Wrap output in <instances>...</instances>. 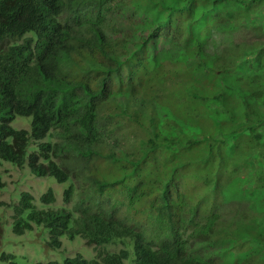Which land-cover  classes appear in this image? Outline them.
<instances>
[{
  "label": "trees",
  "instance_id": "obj_1",
  "mask_svg": "<svg viewBox=\"0 0 264 264\" xmlns=\"http://www.w3.org/2000/svg\"><path fill=\"white\" fill-rule=\"evenodd\" d=\"M6 1L0 0V5ZM72 33L80 37L81 46L95 44L98 38L101 52L117 37L118 43L131 41L133 48L139 45L143 58L129 75L128 86L120 67H110L96 94L89 96L84 119L88 125L95 121L103 125L113 119L109 113L119 105L123 113L130 114L125 127L132 129L128 139L135 143L145 131L141 121L147 114L162 141L157 145L149 137L152 151L158 156L167 151L170 161L162 190L138 206L131 230L110 214L106 226L86 240L89 246L95 245L97 250L100 245L116 243L114 236L131 235L135 237L134 264H264V0H82L74 8L59 0H15L0 11L3 70L23 71L34 52L50 54L58 41L67 47L63 40ZM217 33L229 41L221 42L227 46L220 54L215 48L220 44ZM148 41L151 46L144 55ZM111 51L119 55L115 49ZM131 62L137 63L135 51ZM108 63L116 65L117 61ZM80 87L77 84L61 98L55 114L46 109L47 101L40 94L27 105H0V163L8 160L23 166L28 162L37 176H53L64 183V165L57 168L49 157L60 150L59 143L53 150L52 141L66 130L61 121ZM83 89L93 92L90 82ZM6 92L2 89L0 95ZM18 116L32 118L30 129L11 125ZM218 157L223 160L218 162ZM141 164L143 160L132 171L136 179L119 193L121 203L124 197L129 206L135 203V193L140 192L138 175L149 177V165L136 171ZM197 166L200 175L207 173V179L197 178L194 190L210 182L212 194L209 200L202 197L192 204L187 195H174L170 189L183 174H176L178 171L188 168L195 177L192 167ZM123 183L124 179L96 183L98 206L112 202L117 195L113 189ZM3 186L0 174V188ZM72 192L71 186L64 189L63 205L69 203ZM22 196L32 210L25 219L21 209L15 225L24 224L25 229L27 221L34 220L49 228L50 244L59 245L66 228L62 219L66 209L37 211L30 207V195L25 192ZM43 198L54 201L53 191L49 189ZM235 200H239L237 206L225 209L224 205ZM145 207L147 213L141 215ZM198 208L207 211L208 217L196 220ZM137 227L157 239L145 241L135 232ZM250 251H256L255 256L249 258ZM101 253L99 248L97 255ZM103 254L102 264H121V257L127 256L123 249L118 255ZM64 264L89 261L78 254Z\"/></svg>",
  "mask_w": 264,
  "mask_h": 264
},
{
  "label": "clouds",
  "instance_id": "obj_2",
  "mask_svg": "<svg viewBox=\"0 0 264 264\" xmlns=\"http://www.w3.org/2000/svg\"><path fill=\"white\" fill-rule=\"evenodd\" d=\"M14 1L15 0H7L4 5H0V11L7 8V6L9 7ZM59 2L65 6L71 5V7L74 8L76 4L81 3L82 0H59ZM153 2H156V0H153ZM127 6L131 7L130 4ZM105 7H108V5H105ZM32 35H34V33H32ZM145 35H147V33H145ZM79 40L80 37L72 33L63 40V43L67 45V47H62L61 43L58 41L55 43L53 51L50 54L42 56L40 53L34 52L32 62L21 72H5L3 70V63H0V90L7 89L6 93L0 95V105L9 103L17 107L27 105L32 102L37 94H40L44 97V100L47 101L46 109H50L51 112L55 114L56 108L61 105V98L65 97L69 90L75 88L77 84L81 86L78 89V94L72 103L68 115L61 121L66 130L62 134H59L56 140L52 141L54 146L53 150H56L55 145L57 143H59L60 150L57 152L56 156L50 155L49 157V159L56 164L57 168L64 165L63 170L65 171L67 179L62 185V196L57 197L53 188H49L53 191L55 200L52 202H46L44 200L43 197L49 190L48 189L44 192L41 201L37 204L34 202V195L30 189L22 190L21 199L15 204V206H21L15 215L13 229L18 234L25 233L24 224L16 226L15 222L21 218V209L23 212L27 209H29V212L32 210L25 206L27 203L25 197L23 198L22 195L26 192V194L28 193L30 198H32L30 207L37 211L42 210L47 212L49 209L55 210L59 207L66 209L64 217L62 218L64 223H66V228L63 229L64 234H60L59 236V245L50 244L52 248L61 247L67 240H76L77 243L83 242L86 247L90 248L86 250V256L80 252L66 254V249H64L65 256L62 260H39L34 262V264L38 262L46 264L51 261L64 264L67 258H73L78 254L86 257L89 264H91L93 260L96 261V264H102V261L105 259L103 253L107 252L109 255H118L121 249L125 250L127 253L126 258L121 257V264H134L136 261V253L133 250L134 236H114L113 239L116 243L98 246L102 252L99 256L97 255L99 248L95 250L94 248H96V246L93 245L94 248L89 246L86 240L92 235L100 232L106 226L110 214H115L124 222V228L131 230L130 226L134 225V216L138 206L151 201V198L156 196L163 188V183L167 178L170 166L168 152L166 151L158 156L156 152L152 151L154 146L149 144V137L155 140L157 145L161 144L162 141L152 130L151 122L147 114L142 117L141 121L145 131H143L142 134H138L135 143L128 139L132 129L125 127V122L130 118V114L123 113V109L119 105L115 110L109 113V115L113 117L110 122L106 121L101 125L99 121H95L92 125H88L84 117L88 111L89 96L96 94L100 80L107 74L109 68L111 67L114 70L116 67H120L121 73L124 74L125 86L127 87L129 84V75L132 74L133 69L138 66V61L142 59L143 56L138 50L139 45L133 48L131 41L118 43V37L110 41L104 47V52L100 50L98 38L95 44H85L83 46L78 43ZM149 46H151V41H148V44L145 45L144 55L147 54V48ZM111 49H115L119 55H114ZM133 51L136 52L137 63L131 62ZM111 60H116L117 64L110 66L108 62ZM126 60L129 61L128 64H125ZM41 67L43 68V72H41ZM97 72L101 75L97 76ZM45 73L47 74V79H45ZM86 82L92 84V93H88L83 89V84ZM132 83L133 86H136L134 79ZM174 150L175 146H173L171 151ZM90 153L92 155H90ZM145 157H147V159H145ZM142 160L144 164H141L140 169H136V171L139 173L145 165H149L150 168L147 171L149 177L145 175L140 177L138 175L139 181L136 183V186L140 192L135 193V203L129 206L127 197H124L123 203H121V200L117 199V197H122L119 193L125 190V185L131 184L133 180L136 179L132 176V171L134 166L139 164ZM150 161L154 163L149 164ZM44 163H47V161H44ZM14 164L17 165V163ZM121 165L125 167L122 168ZM20 167H24V165ZM192 168L194 173L198 170L197 167ZM206 171L209 176H211L212 170L208 169ZM0 172L8 176L6 182H4L2 178L4 186L0 188V190L7 186L12 188L19 176H15L11 173L12 167L3 161L0 163ZM180 173H183L180 179L177 180L176 184L170 189L172 194H181L184 198V195H187V201L192 202V204L202 197L206 201L210 199L212 194V184L210 182L207 186L199 185L194 190L195 184L192 180L190 170L185 168L178 171L176 174ZM31 174L34 173L32 172ZM121 179H124V183L117 184L113 189V191L117 192V195L113 196L112 202L98 206L100 197L95 190L96 183ZM144 185H146V188L142 189ZM69 186H71L73 190L72 198L68 204L63 205V192L64 189ZM238 202L239 200H235L224 205L225 209L237 206ZM0 203V208L13 206L12 202H9L6 198L0 197ZM248 205L249 204L245 206L248 207ZM113 209L116 210L115 213H113ZM69 213L70 216L68 215ZM146 213L147 208L145 207L144 212L140 214L144 215ZM23 215L26 216L27 211H25ZM126 215L127 220H124V216ZM202 216L208 217V212L198 208L195 214L196 220L200 221ZM135 232L138 235H142L145 241L157 239L138 227L135 228ZM1 233L0 231V237ZM69 234L73 235L74 239H70L68 236ZM50 241H52V234ZM235 249L240 250L241 248L236 246ZM234 253H236V251H234ZM1 260L7 261L8 264H19L15 255L12 253L3 252ZM205 264H208V261Z\"/></svg>",
  "mask_w": 264,
  "mask_h": 264
},
{
  "label": "rangeland",
  "instance_id": "obj_3",
  "mask_svg": "<svg viewBox=\"0 0 264 264\" xmlns=\"http://www.w3.org/2000/svg\"><path fill=\"white\" fill-rule=\"evenodd\" d=\"M262 19V18H260ZM260 19L258 21H260ZM218 34V33H217ZM251 35V34H250ZM248 36V38L250 37ZM218 41L220 44L215 46L218 54H220L221 48L227 46L226 42L228 40H222V35H217ZM240 39V38H239ZM232 40V39H231ZM222 41H226L221 43ZM32 118L29 116H18L11 122V125L15 128H30ZM31 150V149H30ZM223 159L218 157V162ZM4 163L9 164L12 167V172L15 176H19L14 182L13 187L7 186L6 188L0 190V197L6 198L9 202H12L13 206H8L6 208H0V264H8L7 261L1 260V255L3 252L12 253L15 255V258L19 264H34V262L42 260L47 261L51 259L62 260L65 256L64 249H66V254H74L75 252H80L86 256V250L90 249L86 247L83 242L77 243L76 240L71 241L67 240L59 248H52L50 246L51 234L49 228L42 227L38 225L34 220H28L25 228V233L18 234L13 229L15 215L17 210L21 206H15L18 201L21 199V191L24 189H30L34 195V202L39 203L41 197L49 188H53L55 195L57 197L62 196L63 183L57 182L53 176L38 177L34 174H31V168L26 162L24 167H20L10 161H3ZM200 166H197V171L194 173L195 177H192V180L195 184L197 178L206 180L207 173L200 175ZM10 171V170H9ZM4 182L8 179V176L0 172ZM200 175V176H199ZM199 176V177H198ZM203 177V178H202ZM204 186L208 185V182L203 183ZM236 203V202H234ZM247 205V204H246ZM27 214L29 209L25 210ZM24 211V212H25ZM23 212V213H24ZM23 216V214H22ZM27 219V215L25 217ZM256 252V251H254ZM253 251H250L249 254L251 258L254 255ZM257 256V255H256Z\"/></svg>",
  "mask_w": 264,
  "mask_h": 264
}]
</instances>
